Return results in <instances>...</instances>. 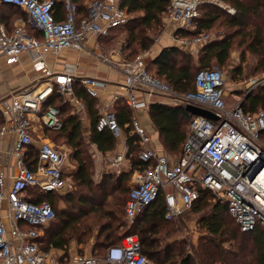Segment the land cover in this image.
<instances>
[{
    "label": "built area",
    "instance_id": "built-area-1",
    "mask_svg": "<svg viewBox=\"0 0 264 264\" xmlns=\"http://www.w3.org/2000/svg\"><path fill=\"white\" fill-rule=\"evenodd\" d=\"M118 1L89 0L87 16L77 22L73 0H0L20 8L28 24L16 25L11 32L0 24V58L13 63L22 53L32 54L34 69L39 73L33 89L26 86L11 90L0 102L3 118L0 143L6 146L4 164H0V264H155L143 255L136 234L123 236L118 245L95 257L64 256L40 248L43 227L54 219L55 212L48 201H29L25 190L37 188L42 194L60 195L70 193L74 185L64 170L67 158L48 141L42 140L36 147L34 170L25 165L27 148L34 147L32 121L38 116L46 128H61L56 108L49 107L40 113L42 105L54 92L63 102H73L77 109L84 110V104L73 94L75 80L93 98H98L108 86L106 81L96 77L77 78L70 71H55L45 65L46 53L57 54L66 49L86 51L118 70L123 75L124 92L113 96L112 102L123 99L132 112L147 106L136 98L134 92L139 91L148 96L166 97L173 106H198L217 117L216 121L192 117L175 160L151 149L141 151L140 158L153 160L154 164L131 175L124 207L126 223L132 224L160 194L165 203V220H178L199 199L200 191L206 190L217 201L227 203L228 212L240 231L259 228L264 232V108L254 113H246L241 108L246 95L257 87L264 88V72L251 78L241 98L226 108L223 75L216 66L199 69L194 76L193 89L182 93L151 75L141 54L132 60L117 61L102 53L94 54L87 48L88 40L107 37L110 29L126 22L127 13L118 6ZM168 1L164 15L174 28V41L180 46L211 40L206 32L191 40L176 34L180 29L195 28L200 6L213 5L230 15L236 12L221 0ZM56 2L63 8L65 18L61 21L54 17ZM28 28L36 31V35L30 34ZM110 106L100 110L95 129H108L117 138L120 130ZM131 123L141 144H146L147 138L137 121L132 118ZM124 157L122 153L117 154L110 162L115 173H120Z\"/></svg>",
    "mask_w": 264,
    "mask_h": 264
},
{
    "label": "trees",
    "instance_id": "trees-1",
    "mask_svg": "<svg viewBox=\"0 0 264 264\" xmlns=\"http://www.w3.org/2000/svg\"><path fill=\"white\" fill-rule=\"evenodd\" d=\"M42 1V0H39ZM76 5V20L81 21L87 16L88 0H73ZM232 6L236 12L234 15L226 13L213 5L199 7V17L196 26L192 30H178L179 38L194 39L206 32L220 33L218 39L209 40L198 44L199 52L195 59L188 47L171 46L163 47L155 55L150 63L146 65L154 69L153 76L166 81L173 90L187 92L194 87V76L199 69H211L212 66L223 70L229 57L238 53V57L253 56L256 58L253 72L260 75L264 72V0H221ZM118 6L125 10L127 15L133 17L123 25L110 29L107 37H100L99 43L107 45L112 43V35L116 30L126 25V49L133 45L134 53H129L125 59L132 60L138 50H149L153 45V39L148 32L155 31L161 16L168 9V0H119ZM18 17L24 16L18 7L0 4V24L8 32L13 30L12 24ZM23 17V18H24ZM54 17L56 21L65 18L63 8L56 2L54 6ZM127 23V24H126ZM240 66L234 68L238 73ZM150 73V74H151ZM75 98L81 101L90 117V128L87 139L83 131L81 121L76 116H71V106L63 102L61 96L54 92L43 104L40 113L47 110L49 106L57 107L58 118L62 124L58 130L47 129L48 133L55 136L49 142L53 147H59L64 143L71 151V158L75 164L74 174H71L73 183L82 187L90 197L83 192L77 194L78 206L85 207L88 203H96L100 198L99 207L106 198L112 197L113 193L125 195L126 200L129 190L126 182L136 170L143 171L154 164L153 160L143 161L140 153L143 150L140 137L132 126V113L123 99H118L112 108L119 126L120 134L125 137L127 147L126 158L129 160L130 168L120 174L105 173L96 183L92 179L93 154L87 147L95 146L100 153L112 152L115 150L118 138L108 129L97 131L95 123L99 117L98 98L87 95L78 80L72 83ZM243 93V90H242ZM241 108L246 113H254L264 108V88L257 87L243 98ZM150 120L160 136L161 145L171 153L178 154L188 134L189 122L193 115L189 114L184 106H167L160 103H153L149 106ZM3 118L0 112V125ZM139 152V154H137ZM36 149L28 147L25 152V165L34 170L36 164ZM74 185V184H73ZM27 199L34 203L48 201L54 212V219L43 227V234L39 238L40 248L46 251L57 249L66 256V245L72 239L81 243L85 232L79 233L76 226V218L67 214L58 213L55 199L61 197L58 194H42L39 190L27 188L25 190ZM65 202L70 211L74 207V197L71 192L64 195ZM209 200H215L209 204ZM126 202V201H125ZM125 207V206H124ZM103 209L95 210L102 214ZM206 213L199 219V225L205 234L198 239L196 247H191L192 253L187 250L184 240L172 239L171 237L179 231L175 220H165V203L160 194L138 218L128 224L121 233L116 231L114 225L118 219L113 210H105V214L98 216L95 222L97 227L96 242L94 248L103 247L101 256L107 248L118 245L123 236L136 234L142 253L155 264H264V232L259 228L252 231L242 232L238 224L230 216L227 203L214 199V195L206 190L200 191L199 199L185 210L188 213ZM230 220H229V219ZM105 220V222H101ZM125 219V211H124ZM232 221V222H231ZM101 239V240H100ZM107 241H109L107 243ZM107 243V244H106Z\"/></svg>",
    "mask_w": 264,
    "mask_h": 264
},
{
    "label": "rangeland",
    "instance_id": "rangeland-1",
    "mask_svg": "<svg viewBox=\"0 0 264 264\" xmlns=\"http://www.w3.org/2000/svg\"><path fill=\"white\" fill-rule=\"evenodd\" d=\"M19 15H16L17 19L20 18L22 22L26 24V19L24 16L18 17ZM24 17V18H23ZM133 15H127V21H129ZM165 15L161 16L160 22L155 31H149L148 35L154 40L156 37L163 35L164 29L162 28V18L164 19ZM126 21V22H127ZM127 24V23H126ZM209 35L211 37H218L219 34L216 35L214 32H209ZM127 31H126V25L123 28H120L113 32L112 35V43L107 44V45H102L101 43L100 46L102 47L101 51L108 57H113L119 55L121 58H125V56L129 53H134L133 45L129 49H126L127 44H128V39H126ZM141 54L144 57L145 63L148 65L150 61L152 60V53L149 52V50L143 51V50H138L137 55ZM236 56L233 54L229 57V60L225 66V68L222 71L223 75V81H224V101H225V106L226 108H229L231 105L234 104L235 101H237L239 98L242 96V90H244L245 86L247 85L248 81L257 76L253 72L254 70V65L256 63V58L253 56H245V58H239L238 53H235ZM240 66V71L238 73H235L234 68ZM212 67H215L212 66ZM151 72H153L154 69L149 68ZM150 72V73H151ZM24 77H26V84L27 86H30V90L33 89V85H36V80H37V75L33 74L32 72H25L23 71ZM152 74V73H151ZM26 87V86H25ZM237 93V94H234ZM161 97V96H160ZM233 97V98H232ZM166 101V100H165ZM85 134V139H87V131L84 130ZM54 137V134L51 133H45V136H43L42 139H46V137L50 140ZM152 141V142H151ZM51 142V141H50ZM64 143H59V145H62ZM146 146L149 148H156L158 147L159 150H161L162 154L165 155L168 159L170 160H175L178 156V154H171L167 152L163 146L161 145V141L156 139H151L148 143H146ZM154 146V147H153ZM60 152L67 157V162L66 165H64V170L68 174H74V168L70 167V165H74V162L71 158V151L69 148L66 147H58ZM89 152L93 154V148L87 147ZM117 148L118 144L116 145L115 151L113 153H110L109 155H97L93 159V167H92V179L93 181H96V175H98L101 170L103 171L107 170V165L109 162L108 160L112 159L115 154L117 153ZM139 154V152L137 153ZM129 162V160H128ZM70 164V165H68ZM97 165V167H96ZM124 167L128 168V163ZM94 181V182H95ZM126 188L127 190L130 189L131 187V177L129 180L126 182ZM83 192V194L86 197H90L87 191H85L82 187L77 185V182L75 181L73 190L71 191L72 196L74 197V207L73 210L70 211L68 208V205L65 202V197L66 193L60 194L61 197L56 198V208L58 210V213H64L69 215L72 218H76L77 224L76 226L79 227V233L81 231L85 232V236L82 240L81 243H78L76 239H72L69 241L68 245H66V254L67 255H82V256H89V257H95L99 255L102 252L103 247H97L94 248L93 244L96 242V233H97V227L95 226V222L97 220L98 216L104 215L105 210L111 209L115 212L116 217L118 219V223L114 225L116 228V231L121 233L127 228L128 224L126 223L124 219V206H125V201H126V194L125 195H120L119 193H113L112 197L106 198L103 203L102 207H99V202H101V199H98L96 203H88L85 205V207L78 206L75 201H77V194ZM215 200H209V204H213ZM103 209L102 214L99 212H95V210ZM207 211L203 213H188L185 212L182 215V218H179L178 220H175L174 222L177 223L179 231L174 234L171 238L172 239H177V240H184L187 245V250H189V253H192L191 247H196L198 243L199 237L203 236L205 232L202 230V228L199 225V219L202 216V214L206 213ZM229 219V218H228ZM230 220V219H229ZM101 222H105V220L102 219ZM232 222V221H231ZM101 240V239H100ZM109 241H107L108 243ZM106 243V244H107Z\"/></svg>",
    "mask_w": 264,
    "mask_h": 264
},
{
    "label": "crops",
    "instance_id": "crops-1",
    "mask_svg": "<svg viewBox=\"0 0 264 264\" xmlns=\"http://www.w3.org/2000/svg\"><path fill=\"white\" fill-rule=\"evenodd\" d=\"M0 4H1V2H0ZM20 12L23 15H25V13L21 9H20ZM25 19L27 21L26 15H25ZM126 21H127V19H126ZM162 21H163L162 22V28L164 29L163 35L156 37L153 40V45L149 49V52L152 53V58L155 55H157L160 52V50L165 46H171L173 44L180 46L173 39V36H174L173 34L175 32L173 26H171L168 23L166 17H164V19L162 18ZM16 25H28V24H27V22L25 24L24 22H22V20L20 18H18L13 22L12 27L14 28ZM28 32L30 34L36 35V31L31 30L29 28H28ZM219 37L220 36H218L216 38L211 37V40L218 39ZM98 39L99 38L91 37L87 42V48L92 50L94 54H98V53L104 54L101 51L102 47L100 46ZM95 44H96V47H95ZM184 47H188V49L190 50L193 57L195 59L197 58V54L199 52V47L197 44H188V45H185ZM234 55L236 56L235 53L233 54V56ZM33 57L34 56L32 54L22 53L19 55L18 60L16 62H13V63H8L6 61V59L3 57L0 58V102L7 96V93L9 91L19 90V89H22L25 86H27V84H26V81H28V80H26L27 75L24 77L23 71H25V72L30 71L33 74H36L38 76L39 73L36 72L34 69ZM123 58H121L119 55L110 57V59L113 61L121 60ZM43 60H44L45 65L49 69H52L55 71L67 70V71L74 73L77 78L83 77V76H90V77H96L100 80L106 81L108 84V86L106 87V90H104L98 96V110H99V112L102 109L108 108L109 104H111V106L109 108H110V110H112L114 103L116 102V101L112 102L113 96H115L117 94H122L124 92V90H122L123 75L120 74V72L118 70L112 68L110 65L103 63L100 60H98V58L95 55L89 54L86 51H83V50L77 51V50H72V49H66V50L60 51L57 54L46 53L44 55ZM134 94L139 101L146 102L147 106L145 108L138 109L134 112L131 111L132 118H134L137 121L139 127L143 130L144 135L147 138V143L151 139H155V141H156V139L160 140V136L158 134V131L156 130V128L154 127V125L152 124V122L150 120V115L148 112L149 106L153 103H160V104H164L167 106H173V105H170L169 100L166 97H163L161 95L148 96V95L143 94L139 91H135ZM234 94H237V93L234 92ZM69 104L72 105L70 115L78 117L82 123L83 131L85 130V131H87V134H89V128H90L91 123H90V117L87 114L86 108H84V110H80V109H77L76 105H74L73 102H70ZM49 107H54L57 109V107H55V106H49ZM41 109H42V107H41ZM32 128H33L32 129V137L34 140V145H33L34 149H36L37 145L42 140L50 142V140L47 137H46V139H42L43 136H45V133H47L48 128H46L41 123L38 116H36V119H34L32 121ZM117 138H118V142H117L118 148H117V153L115 154V156L117 154H121V153L124 154V156H125L124 160L121 163V167H120V170H121L120 173H121L124 171H128L130 168V165H129L128 159L126 158L127 147L125 145V137L120 134ZM141 145L143 147L142 151H144L145 149H151V150H154L157 154H162L161 150H159L158 147L149 148L146 146V144H141ZM59 146L68 148L66 144H62ZM91 148H93V151H94L92 159H95L94 157H96L97 155H101V154L109 155L110 153H113L115 151L114 150L112 152L100 153V152L96 151L95 146L92 145ZM5 150H6V146L4 145V142H1L0 143V164H2V165L4 164L3 160L5 158ZM112 159L108 160L109 163L106 164L107 170L103 171V169H102L101 172L98 175H96V181L94 180L96 183L100 182V180L102 179V177L105 173H115V171H113L110 168V162L112 161ZM126 163H128V168L124 167L126 165ZM65 165H66V163H65ZM68 165H70V164H68ZM70 167L74 168V170H75L74 165H72V166L70 165ZM96 167H97V165H96ZM120 173H115V174H120ZM68 175L71 178V174H68ZM71 180H72V178H71ZM72 182H73V180H72ZM51 251L55 252L57 254H62V252L60 250H57V249H52Z\"/></svg>",
    "mask_w": 264,
    "mask_h": 264
},
{
    "label": "water",
    "instance_id": "water-1",
    "mask_svg": "<svg viewBox=\"0 0 264 264\" xmlns=\"http://www.w3.org/2000/svg\"><path fill=\"white\" fill-rule=\"evenodd\" d=\"M184 108L189 114H191L193 116L203 117V118H206V119H209L212 121L217 120V117L211 111H209L207 109H204V108H201L198 106H194V105H190V104L185 105ZM259 167L260 166H258V168H256V170H254V173H256L258 171Z\"/></svg>",
    "mask_w": 264,
    "mask_h": 264
}]
</instances>
